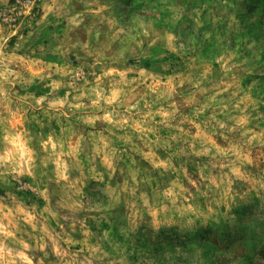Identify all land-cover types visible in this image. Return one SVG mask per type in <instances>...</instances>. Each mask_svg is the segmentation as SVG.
Instances as JSON below:
<instances>
[{"label":"clouds","instance_id":"9594fccd","mask_svg":"<svg viewBox=\"0 0 264 264\" xmlns=\"http://www.w3.org/2000/svg\"><path fill=\"white\" fill-rule=\"evenodd\" d=\"M204 229L264 245V0H0V264H204L154 247Z\"/></svg>","mask_w":264,"mask_h":264},{"label":"rangeland","instance_id":"374dc122","mask_svg":"<svg viewBox=\"0 0 264 264\" xmlns=\"http://www.w3.org/2000/svg\"><path fill=\"white\" fill-rule=\"evenodd\" d=\"M60 94L63 95V91ZM139 162L141 165L147 166L146 161L141 160ZM55 187V185H52L50 191ZM98 190V186L91 183L87 189L90 194ZM27 195H31V193H27ZM57 198L55 196L53 197V205H55ZM188 243H194L197 248L205 251L204 264H226V257L231 255L226 249L229 245H235L237 243V236L230 231L220 232L212 229H204L196 238L188 240L186 238H178L175 233H169L158 237L154 247L158 252H164L168 249L174 250L176 247H181L183 250V246H186ZM180 264H184V262L181 261ZM245 264H264V245L257 244L253 246L245 257Z\"/></svg>","mask_w":264,"mask_h":264}]
</instances>
